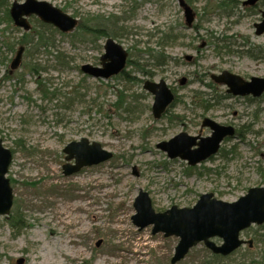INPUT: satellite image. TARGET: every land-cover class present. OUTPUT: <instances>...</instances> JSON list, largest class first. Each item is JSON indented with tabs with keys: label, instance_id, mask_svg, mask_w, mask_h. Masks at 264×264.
Returning <instances> with one entry per match:
<instances>
[{
	"label": "rangeland",
	"instance_id": "374dc122",
	"mask_svg": "<svg viewBox=\"0 0 264 264\" xmlns=\"http://www.w3.org/2000/svg\"><path fill=\"white\" fill-rule=\"evenodd\" d=\"M44 1L79 18L73 32L56 34L62 59L72 60L69 69L52 67L35 77L33 62L55 64L54 54L32 57L26 45L38 19L30 18L33 29L25 33L0 13V138L13 152L8 177L14 192L12 212L0 215V264L19 259L22 264H172L179 237L133 223L140 189L163 212L174 205L192 207L208 192L235 201L250 187L264 185V98L230 97L227 87L211 78L224 70L245 79L264 77V35L254 28L264 0L258 6L236 0L232 8L221 0H193L191 28L179 0ZM169 32L177 37L168 38ZM107 37L128 50L124 72L134 80L95 79L81 71L85 63H100ZM20 45L27 49L11 72ZM160 54L168 64L158 65ZM146 80H165L178 98L160 119L152 114L154 97L143 88ZM205 117L237 131L208 161L190 166L157 147L181 131L199 134ZM82 137L114 155L65 175L63 149ZM257 232L263 231L253 226L242 237L257 240ZM263 247L257 242L252 254ZM210 254L201 243L176 264H206Z\"/></svg>",
	"mask_w": 264,
	"mask_h": 264
},
{
	"label": "water",
	"instance_id": "95a60500",
	"mask_svg": "<svg viewBox=\"0 0 264 264\" xmlns=\"http://www.w3.org/2000/svg\"><path fill=\"white\" fill-rule=\"evenodd\" d=\"M257 0H246L244 4H256ZM184 8L188 27L195 19L193 9L185 0H180ZM10 15L14 25L29 31L32 27L29 17L35 15L41 21L52 24L61 32H72L78 24V18L73 17L61 8L44 0H14L10 8ZM256 35L264 34V11L261 21L255 23ZM105 53L101 56V65L84 64L81 70L95 78L108 79L120 73L126 66L128 51L115 39L109 37L104 45ZM25 47L20 46L11 62V71L17 69L23 59ZM190 59L191 57H187ZM217 83L228 86V92L234 95H249L259 97L264 92V77H252L250 80L242 76L223 71L212 74ZM184 83V80L181 82ZM144 88L154 94L153 113L160 118L167 107L173 102L175 95L164 80L153 82L147 80ZM210 127L212 134L207 137L192 136L181 132L168 141H162L158 147L167 152L170 158L180 157L190 165L206 160L218 152L225 137H234L235 129L217 123L213 119L204 118L202 127ZM64 152L66 160L63 165L64 174L71 175L85 166L97 165L113 157V153L105 149L98 141L90 142L86 137L68 143ZM12 151L3 145L0 138V215H8L13 206V188L7 177L12 162ZM74 160V163L70 161ZM136 213L132 216L133 223L140 229L153 225L152 233L163 232L166 237L180 238L172 264L182 260L190 249L201 242L215 254L230 255L245 243L253 246V240L241 238V232L252 225L264 223V186L252 187L248 192L234 202L217 199L213 193H204L192 207H170L166 211L157 212L147 191L140 190L135 199ZM222 239L217 244L213 238ZM101 241L97 242V246ZM23 259L18 260L22 264Z\"/></svg>",
	"mask_w": 264,
	"mask_h": 264
},
{
	"label": "trees",
	"instance_id": "16d2710c",
	"mask_svg": "<svg viewBox=\"0 0 264 264\" xmlns=\"http://www.w3.org/2000/svg\"><path fill=\"white\" fill-rule=\"evenodd\" d=\"M189 3L193 2V0H187ZM229 2L231 3V6H229ZM234 2V3H233ZM262 3V2H261ZM226 4H228L227 6L232 8L234 6V4H236V6H238V4L236 3V0H221L220 1V5L225 6ZM9 2L8 0H0V13L3 11L4 13V18H7L9 21H12L9 15ZM38 26H40V29L38 28ZM34 29L37 31L36 34L35 33H31L30 34V38L26 39V45H30L29 47H32V57H35V54H41L44 51H49L51 54H54V61L55 64L54 65H47V66H39L40 63L38 62H33L31 67H30V71L31 73L35 76V77H39V75H41V73L47 72L48 70H50L52 67H54V69H58V70H66L69 69V67H71V63L72 60L70 61H66L63 60L61 57V51L58 48V45L56 43V34H61L62 36H64V34L60 33L59 31H57L53 26L45 24L40 22L39 20H37V25L36 27H34ZM101 30H97V32H100L102 34L103 31H105L104 28H100ZM32 32V30H31ZM26 33V32H25ZM171 33V32H169ZM108 36V33L104 34ZM171 34L168 35V38H174L177 36H171ZM27 49V48H26ZM14 51V45H10L8 48V52H12ZM159 59L161 58V60H158V65H165L168 64V57H166L164 54H160L159 55ZM253 57H257L256 55H252ZM121 75H123L122 77L128 80H134V78L130 77L128 74H126L125 72H123ZM17 226V224L15 225ZM260 230H262L263 232H260V234L257 232V240H255V245L256 243L260 242L264 244V224L258 227ZM259 234V236H258ZM239 251V250H238ZM237 252V251H236ZM253 249L252 248H246V251L244 254H242L240 257L229 261L227 259H230L231 257H223L221 255H217V254H210V260H207L206 264H264V247L260 250V252L258 254H252ZM235 254V253H234Z\"/></svg>",
	"mask_w": 264,
	"mask_h": 264
},
{
	"label": "flooded vegetation",
	"instance_id": "af4514ba",
	"mask_svg": "<svg viewBox=\"0 0 264 264\" xmlns=\"http://www.w3.org/2000/svg\"><path fill=\"white\" fill-rule=\"evenodd\" d=\"M256 59H262V56H257L256 57ZM226 92H227V94L230 96V97H236V96H240V95H232L231 93H228V91H227V89H226ZM248 97H249V99L251 100V101H258V100H261V99H263L264 98V92H263V94L261 95V96H259V97H254L253 95H247ZM204 129V128H203ZM203 129H201L200 130V133L199 134H197V135H200V136H202V137H205L204 135H202V133L201 132H203ZM206 136H208V135H206Z\"/></svg>",
	"mask_w": 264,
	"mask_h": 264
}]
</instances>
